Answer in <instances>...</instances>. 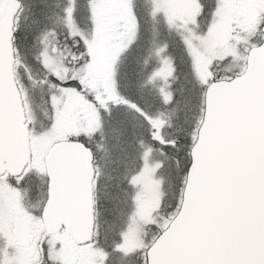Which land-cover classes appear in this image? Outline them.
Listing matches in <instances>:
<instances>
[{
  "label": "snow or ice",
  "instance_id": "1",
  "mask_svg": "<svg viewBox=\"0 0 264 264\" xmlns=\"http://www.w3.org/2000/svg\"><path fill=\"white\" fill-rule=\"evenodd\" d=\"M0 264H264V0H0Z\"/></svg>",
  "mask_w": 264,
  "mask_h": 264
}]
</instances>
